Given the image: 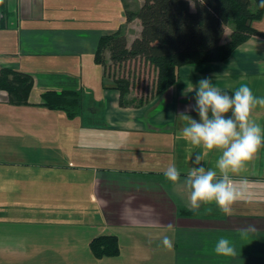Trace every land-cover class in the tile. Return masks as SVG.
Segmentation results:
<instances>
[{
  "label": "crops",
  "instance_id": "0c3cea01",
  "mask_svg": "<svg viewBox=\"0 0 264 264\" xmlns=\"http://www.w3.org/2000/svg\"><path fill=\"white\" fill-rule=\"evenodd\" d=\"M6 1L9 14L0 25V67L31 73L35 83L29 104L13 105L7 93L0 91V112L9 114L0 116V264H264V188L257 196L248 189L251 200L236 203L231 217L215 204L187 216L181 212L189 210L182 187L173 186L163 175L174 162L183 179L194 155L203 153L192 146L187 154L177 153L181 161L173 159L179 150L175 119L187 106L179 100L191 94L189 104L195 103V92H186L188 84L195 86L208 77L220 89L235 92L248 84L255 96L264 97V37H250L226 61L183 66L178 82L167 91L128 109L119 105L112 78L93 60L99 37L108 32L98 28L97 17L111 19L107 10L96 8L93 24L67 26L54 24L47 15L48 7L60 10V1L57 6L52 0ZM89 1L96 5L108 0H77L83 5ZM61 10L64 19L73 15ZM41 20L44 24L29 23ZM119 24L125 26L123 14ZM139 32L140 23L132 38L125 30L128 43ZM80 54L89 56L91 68L99 73H84L83 62L75 61L73 67L80 75L73 77L80 81L83 106V81H101V103L92 99L90 105L93 112H104L102 122L67 120L63 112L38 105L44 89L66 88V81L72 82L64 59ZM44 71L53 74L52 79L43 80ZM36 73H41L38 82ZM159 98L168 99L165 109L151 112L146 119ZM192 113L196 112L188 114ZM35 114L38 119H33ZM60 115L65 120H58ZM184 124H179L180 130ZM165 153L169 155L163 158ZM207 156L202 164L215 169L218 156L212 151ZM246 176L233 178L249 180ZM169 223L175 226L174 233L165 231ZM250 224L255 232L241 239L239 230ZM101 234L117 236V256L92 254L89 243ZM165 234L173 239L172 251L162 246ZM221 236L232 241L235 257L215 254L214 245Z\"/></svg>",
  "mask_w": 264,
  "mask_h": 264
},
{
  "label": "trees",
  "instance_id": "16d2710c",
  "mask_svg": "<svg viewBox=\"0 0 264 264\" xmlns=\"http://www.w3.org/2000/svg\"><path fill=\"white\" fill-rule=\"evenodd\" d=\"M123 2L125 24L134 19L140 23V32L129 43L121 25L118 29L102 34L97 42L93 60L103 73L112 78L111 88L118 92L120 106L135 104L127 99L131 83L128 76L112 74L115 68L142 60L155 71L151 91L146 98H139L142 106L167 91L178 82L179 70L187 65H202L226 61L234 51L252 36L264 37L253 22L264 16L258 7L259 0H142L137 8ZM192 5V6H191ZM9 14L7 1L0 0V25ZM229 28L226 39L225 29ZM35 79L31 73L0 67V91L7 93L13 105L29 104ZM229 95L234 91L221 89ZM38 105L49 110L61 111L69 119L83 111L81 88H46L39 94ZM187 216L195 212L182 209ZM96 258L119 254V243L114 234H101L89 243Z\"/></svg>",
  "mask_w": 264,
  "mask_h": 264
},
{
  "label": "clouds",
  "instance_id": "9594fccd",
  "mask_svg": "<svg viewBox=\"0 0 264 264\" xmlns=\"http://www.w3.org/2000/svg\"><path fill=\"white\" fill-rule=\"evenodd\" d=\"M258 7L264 9V0H259ZM186 92H195V103L177 114L187 122L180 136L194 148H202L203 153L194 155L192 167L183 179L174 162L164 170V178L173 186L182 187L181 195L190 211L196 212L202 206L215 204L224 216L231 217L236 203L251 200L246 187L248 182H237L233 177L239 176L264 147V129L252 119L257 107L264 109V97L255 96L248 84H241L234 94L229 95L208 77L201 78L195 86L188 84ZM192 111L199 119L188 114ZM213 150L220 153L215 169L205 168L202 161ZM206 210L211 212L212 208ZM255 230L251 224L240 229L241 239H247ZM165 231L174 233L175 226L169 223ZM161 243L166 251L174 248L173 239L167 234L161 237ZM214 252L223 257L237 255L232 241L225 236L216 240Z\"/></svg>",
  "mask_w": 264,
  "mask_h": 264
},
{
  "label": "rangeland",
  "instance_id": "374dc122",
  "mask_svg": "<svg viewBox=\"0 0 264 264\" xmlns=\"http://www.w3.org/2000/svg\"><path fill=\"white\" fill-rule=\"evenodd\" d=\"M60 1V2H59ZM53 4H55L57 6L58 2V8H60V10H53L51 9V7H48L47 9V15H50L51 17H53L52 22L54 24H62L65 23L67 26H76V25H82V24H90V23H94L93 18L94 16V10H96V8L98 10H107L108 12V16H111V19H109L108 21L104 19L101 20V17H97L98 19V23L97 26L99 29H101V27L108 31L106 33H110L116 29H118L121 24H119V17L120 15L123 14V2L122 0H108L105 2V4H103V2L101 1L98 4H94L93 1H89L86 4H79V2H77V0H52ZM51 2V3H52ZM125 2L128 3L129 8L135 9L138 7L139 4H141L142 0H125ZM65 6V7H64ZM85 6V7H83ZM192 6V5H191ZM65 9L66 14H69V12H73V15L71 16H66L67 18L64 19L60 12H62L61 9ZM90 9V10H89ZM64 12V11H63ZM60 15V16H58ZM62 17V20L60 19ZM262 18H264V16H262ZM261 19V18H260ZM44 21V20H43ZM42 20L41 21H29V23H34L36 26L37 25H41L44 24ZM254 23L256 25H258L259 27L264 28V19L258 21H254ZM138 29H139V23L138 21H136L135 19L133 21H131L129 27L123 26V30L125 32V30H127L126 35L129 36L130 38H132L133 36H135L136 33H138ZM229 32V28L225 29V34H224V39H226L227 35ZM46 50H43L42 53H45ZM45 56V55H43ZM40 57V56H39ZM54 57V56H53ZM53 57H51V61L53 63V61H55V59H53ZM42 58V57H41ZM66 59H64V63L67 64V66L65 67L68 70V74L67 78H69L72 82H74V85L81 87L80 85V81L78 78L73 77V75H80V70H75L74 66V62H83V67H82V71L84 73H91L90 75L93 76V74H97L99 73L98 71H94L93 68H91L90 66V62L88 60L89 56H87L86 54L84 55H75V56H70L68 55V57H65ZM30 59V58H29ZM58 62H61L60 59H57ZM48 64L51 65V62L48 61ZM99 69H100V65H98ZM73 69V72L69 71V69ZM31 70H35V69H31ZM76 71V72H74ZM65 72V71H63ZM62 73V72H61ZM76 73V74H74ZM112 74L116 76H128V79L131 83V87L129 89V94L127 95V99H133L135 104L132 105H128V109H133L136 107H140L138 106V102H139V98H146L148 97L150 91H151V86H152V82L155 78V71L153 70L152 67H150L148 64L144 63L142 60H135L132 61L130 63L125 64V66L121 69H117L115 68L113 70V72H111ZM38 74L41 73H36L35 76L37 77L36 82H38ZM47 75V76H45ZM45 76V77H44ZM53 74L45 72L43 73V80H49L48 78L52 79ZM105 81V80H103ZM72 82L70 81H66V85L72 86ZM84 84V87H83ZM82 84V90L85 91V105L83 107V111L80 113V115L76 116L74 119V121L77 122H91V121H104V112L102 111H95L93 112V109L91 108L90 105V101L93 99V101L96 100V103L98 105H100L101 103V98L99 97L100 92L98 91L100 85H101V81L99 79L96 80H92V79H88L83 81ZM83 91V92H84ZM254 94V93H253ZM168 99L167 98H159L158 101L155 103V105H152V107L149 109V113H147L146 115V119L149 120V116L154 112H159V111H163L167 105ZM192 102V96L191 94H187L184 95L182 97L181 100H179V103H181V105H188L189 103ZM128 112L131 111H126L125 114H127ZM2 115H9L8 113H4V112H0V116ZM25 115V114H22ZM57 115V114H56ZM176 116V115H175ZM190 116H192L195 119H199L197 113H192L190 114ZM39 115L35 114L33 115V119H38ZM64 116L60 115L58 120H72L69 118H65ZM55 119V118H54ZM252 119H254L257 123H259L262 127V129H264V109H261L259 107H257L252 115ZM10 120V119H9ZM178 122V126H177V145L179 147L178 151L174 152V156L173 159L175 161H181V158H179L177 153H183V154H187V148L192 149V145H186L187 142L181 138L180 136V125L182 124L183 121L177 117L175 119ZM186 121L184 126L186 125ZM183 126V127H184ZM156 137H159L158 134L153 135ZM174 138V137H173ZM1 141V139H0ZM164 143V141H163ZM176 144V143H175ZM2 145V143H0V146ZM213 153L216 154V156H219V152L216 150L212 151ZM165 155H169L168 153L163 154V158H166ZM168 158V157H167ZM208 156L206 155L207 159ZM241 175H247L246 177H248L249 180H246L248 183L246 185L247 190L250 189L251 191L255 192L254 196H257L258 191H260L262 188H264V147H262L256 158L249 162L245 168V170L241 173ZM242 180H245V178H241ZM239 182V181H238Z\"/></svg>",
  "mask_w": 264,
  "mask_h": 264
}]
</instances>
